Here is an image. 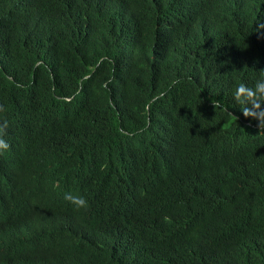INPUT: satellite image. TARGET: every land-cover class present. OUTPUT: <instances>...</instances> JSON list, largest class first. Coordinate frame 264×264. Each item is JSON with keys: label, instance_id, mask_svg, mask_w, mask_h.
<instances>
[{"label": "trees", "instance_id": "trees-1", "mask_svg": "<svg viewBox=\"0 0 264 264\" xmlns=\"http://www.w3.org/2000/svg\"><path fill=\"white\" fill-rule=\"evenodd\" d=\"M262 24L264 0H0V264H264V133L232 96Z\"/></svg>", "mask_w": 264, "mask_h": 264}, {"label": "clouds", "instance_id": "clouds-1", "mask_svg": "<svg viewBox=\"0 0 264 264\" xmlns=\"http://www.w3.org/2000/svg\"><path fill=\"white\" fill-rule=\"evenodd\" d=\"M257 32H264V24L258 25ZM233 101L239 105V109L243 116L248 119L258 121L260 133H264V69L259 70V78L256 79L254 86L249 87L245 83H239L232 92ZM212 104L215 109L223 108V104L218 99H213ZM0 111H4L0 105ZM234 119L239 120V117L230 113ZM8 122L4 120L0 123V152L6 151L10 145L4 139L6 135ZM64 199L70 202L74 210L86 209L88 207L87 200L82 196H74L71 193H65ZM167 220V217L165 218Z\"/></svg>", "mask_w": 264, "mask_h": 264}]
</instances>
